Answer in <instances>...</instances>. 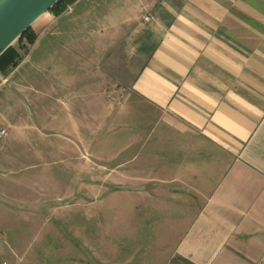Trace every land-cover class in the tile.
I'll return each instance as SVG.
<instances>
[{
	"label": "crops",
	"instance_id": "crops-1",
	"mask_svg": "<svg viewBox=\"0 0 264 264\" xmlns=\"http://www.w3.org/2000/svg\"><path fill=\"white\" fill-rule=\"evenodd\" d=\"M40 29L4 74L5 155L89 159L91 110L114 104L92 91V47L119 44L132 101L104 187L131 227L111 264H264V0H76Z\"/></svg>",
	"mask_w": 264,
	"mask_h": 264
},
{
	"label": "rangeland",
	"instance_id": "rangeland-1",
	"mask_svg": "<svg viewBox=\"0 0 264 264\" xmlns=\"http://www.w3.org/2000/svg\"><path fill=\"white\" fill-rule=\"evenodd\" d=\"M49 19L50 15L33 25L36 38ZM32 44L27 40L15 42L13 46L21 58L16 66L0 72V113L3 89L9 85L4 74L11 71V77L18 75L23 67L18 65L31 51ZM96 47L99 46L92 48L98 57L92 61L91 69L98 88L92 87V91L104 92L105 98L114 104L106 119L98 117L97 108L91 110L89 159L86 152L82 156V146L79 149L77 145L72 156L62 155L61 151L59 156H46L43 148L35 152L33 147H27L34 141L12 150L14 156H6L4 140L0 139V263L111 264L115 260V230L131 227V222L122 220L116 212V190L104 187L105 176H109L115 164L114 133L121 132L110 118L121 109L130 111L126 108V103L132 101L130 76L119 44H107L101 52ZM37 79L44 85L50 83L49 77ZM26 83L33 84L31 80ZM98 93H92V99H104ZM19 96L17 92L15 99Z\"/></svg>",
	"mask_w": 264,
	"mask_h": 264
},
{
	"label": "water",
	"instance_id": "water-1",
	"mask_svg": "<svg viewBox=\"0 0 264 264\" xmlns=\"http://www.w3.org/2000/svg\"><path fill=\"white\" fill-rule=\"evenodd\" d=\"M60 0H0V57Z\"/></svg>",
	"mask_w": 264,
	"mask_h": 264
},
{
	"label": "trees",
	"instance_id": "trees-1",
	"mask_svg": "<svg viewBox=\"0 0 264 264\" xmlns=\"http://www.w3.org/2000/svg\"><path fill=\"white\" fill-rule=\"evenodd\" d=\"M76 0H60L52 9L45 13L39 20L50 15V21L53 20L57 15L61 14L69 5L74 3ZM38 20V21H39ZM37 21V22H38ZM36 39V34L33 30V26L27 30L23 36L18 40L19 42L23 40L29 41V43H34ZM21 58L20 53L15 50L14 46H11L1 57H0V72L5 73L11 66H16L18 60Z\"/></svg>",
	"mask_w": 264,
	"mask_h": 264
},
{
	"label": "built area",
	"instance_id": "built-area-1",
	"mask_svg": "<svg viewBox=\"0 0 264 264\" xmlns=\"http://www.w3.org/2000/svg\"><path fill=\"white\" fill-rule=\"evenodd\" d=\"M150 18H151V14H147L145 16V20H149ZM6 134H7V130L5 128H0V139L4 138ZM3 264H6V262H4Z\"/></svg>",
	"mask_w": 264,
	"mask_h": 264
}]
</instances>
